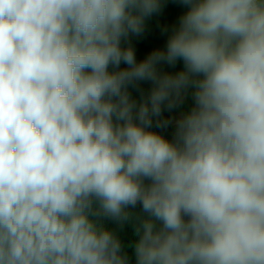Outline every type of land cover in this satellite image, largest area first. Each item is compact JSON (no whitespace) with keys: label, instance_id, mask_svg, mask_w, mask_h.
Instances as JSON below:
<instances>
[{"label":"clouds","instance_id":"clouds-1","mask_svg":"<svg viewBox=\"0 0 264 264\" xmlns=\"http://www.w3.org/2000/svg\"><path fill=\"white\" fill-rule=\"evenodd\" d=\"M108 223L264 264V0H0V264H130Z\"/></svg>","mask_w":264,"mask_h":264},{"label":"trees","instance_id":"trees-1","mask_svg":"<svg viewBox=\"0 0 264 264\" xmlns=\"http://www.w3.org/2000/svg\"><path fill=\"white\" fill-rule=\"evenodd\" d=\"M183 11H184L183 9L175 5L169 4L162 14L158 16H154L147 22L148 27L151 30V36L147 46L142 45L139 47L137 54L138 59L143 58L150 47H154V46L162 47L164 45L167 36L161 35V31H160L161 28H163L164 26H168L170 28L173 24H175L178 21V17ZM179 67H181V65H178V68ZM135 95L136 94L134 93V96ZM190 104L191 101H189L188 105H186V108L189 107ZM168 138L170 139L171 137L169 136ZM107 226L109 228L117 229L120 239L126 246L125 251L127 252V255L129 257L130 264H135L133 249L132 247L129 246L134 243V237L132 235L131 227L130 226L125 227L123 230H119L117 226L114 224L108 223Z\"/></svg>","mask_w":264,"mask_h":264}]
</instances>
